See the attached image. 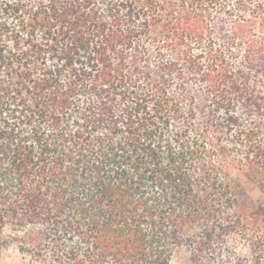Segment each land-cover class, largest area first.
Instances as JSON below:
<instances>
[{"label": "trees", "instance_id": "trees-1", "mask_svg": "<svg viewBox=\"0 0 264 264\" xmlns=\"http://www.w3.org/2000/svg\"><path fill=\"white\" fill-rule=\"evenodd\" d=\"M227 164L264 193V0H0V252L207 264L247 223L264 252Z\"/></svg>", "mask_w": 264, "mask_h": 264}, {"label": "rangeland", "instance_id": "rangeland-1", "mask_svg": "<svg viewBox=\"0 0 264 264\" xmlns=\"http://www.w3.org/2000/svg\"><path fill=\"white\" fill-rule=\"evenodd\" d=\"M228 180L237 199V205L234 211L249 213L256 211L260 205L264 204V193L258 187L256 181L248 177L243 169L237 165L226 166ZM244 228L246 231L241 232ZM256 225L246 224L245 227H239V230L228 238V249L220 246L213 259L207 264H264V252L261 248L255 247L259 232ZM9 233V229H6ZM259 238V237H258ZM254 241V242H253ZM259 245V244H258ZM228 250L233 251L234 254ZM222 254L220 257L218 254ZM0 264H37L33 263L29 254L20 251L18 245L13 242L0 252ZM169 264H199L190 259V253L185 248L177 250Z\"/></svg>", "mask_w": 264, "mask_h": 264}]
</instances>
